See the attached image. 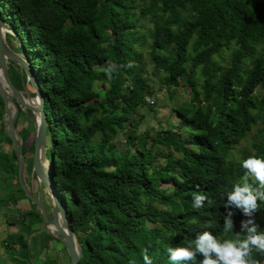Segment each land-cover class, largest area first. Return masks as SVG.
<instances>
[{"label":"trees","instance_id":"obj_1","mask_svg":"<svg viewBox=\"0 0 264 264\" xmlns=\"http://www.w3.org/2000/svg\"><path fill=\"white\" fill-rule=\"evenodd\" d=\"M0 17L15 34L17 46L8 39L9 46L30 61L45 97L52 179L84 253L79 264H144L145 251L153 264H171L168 249L204 231L221 240L244 237L248 217L237 208L233 232L224 231V203L245 174L243 161L264 159V0H0ZM140 27L148 28L162 86L191 89L189 102L174 108L179 125L157 134L138 135L132 121L139 108L152 109L147 98L154 95L134 48ZM109 62L118 66L112 79L104 71ZM15 68L14 86L32 87ZM3 116L0 96V145L12 147ZM22 116L29 118L20 111L16 128ZM18 134L26 157L27 131ZM120 134L128 153L115 143ZM30 147L34 152V140ZM26 165L32 170L33 157ZM0 176L9 202L15 189L26 197L13 150L0 149ZM195 193L213 204L193 208ZM258 203L254 219L264 231V201ZM20 214L14 237L26 246L23 231L43 220L40 211ZM252 256L264 264V254ZM203 258L197 254L195 264Z\"/></svg>","mask_w":264,"mask_h":264},{"label":"rangeland","instance_id":"obj_2","mask_svg":"<svg viewBox=\"0 0 264 264\" xmlns=\"http://www.w3.org/2000/svg\"><path fill=\"white\" fill-rule=\"evenodd\" d=\"M136 17L139 19V14H137ZM139 25L146 26L147 24L144 20H140ZM6 29L9 30L6 33V40L8 41L9 39L14 46H17V43L14 40V31L8 27H6ZM7 34L9 36H7ZM138 37H141L143 40L140 38V40L136 42L134 48L139 52L138 57L142 60L147 70L145 76L150 77L149 84L154 89V95L149 96L147 101L150 104L152 103V100L155 102L152 104V109L139 108L138 113L133 115L132 121L135 124L136 132L138 135H144L145 131H151L153 134H157L164 130H173L177 125H179V120L177 119V115L174 113V108L189 102L191 89L183 85L185 84L184 82H182V86L179 88H173L171 91L162 86L163 77L159 73L155 72V67L149 57L151 50V39L148 34V28L143 29L140 27L138 29ZM229 59L230 54L226 56V60ZM15 67V63H9V68H12V70L15 71ZM99 86L100 84H98V87ZM26 90L30 93V96L35 97L31 95V92H34L33 87H27ZM259 92L262 97H264V89L259 90ZM23 113L27 117H29L28 114H31L29 111ZM141 115L144 116V119L140 121ZM1 119L4 121V116ZM126 126H128V124ZM22 129H26L27 131L26 146L28 147L29 152L26 156V160H30V158L33 157V152L30 146L35 138V125L30 117L28 119L24 118L23 116L20 118L17 131L19 132ZM115 143L118 145L120 153L124 154L130 151L129 147H127V140L122 134L117 137ZM249 145L250 140H246L243 144L246 151H249ZM12 147L8 144L0 145V149H3V151L6 150L10 154L13 150ZM50 147V141L48 140V156L50 154ZM240 157L241 156L237 158ZM25 172V181L27 186L29 188L31 187L32 190L41 198L42 202L47 208L48 214L51 216L52 203L47 191L36 179L33 178L32 170H30L27 165ZM2 177L3 176H0V199H3L5 200L4 202H7L6 196H8L9 191L3 180H1ZM20 196L22 197V200L20 199ZM13 197L16 199L15 202L16 204L18 203V206L21 204L19 209H32L39 211V209L36 208L37 206H35L31 200L24 197L18 189L13 191ZM0 205H3V203H0ZM4 208L5 207L0 206V264H70V257L64 249V244L59 239L52 236V234H50V232L45 230L43 227V231L40 232L36 231V228H34V232L30 234L27 231H23L22 235L24 237L26 246L21 245L19 243V239H16L14 237L15 235H13V229L16 225L20 230L21 225L18 222L22 220V215H19L16 213V211H14L16 210L15 207L9 211L5 210ZM261 218L264 220V215H262ZM11 220L13 223L16 222L15 224H11L13 225L12 231L9 230L8 222ZM17 233H19V231Z\"/></svg>","mask_w":264,"mask_h":264},{"label":"water","instance_id":"obj_3","mask_svg":"<svg viewBox=\"0 0 264 264\" xmlns=\"http://www.w3.org/2000/svg\"><path fill=\"white\" fill-rule=\"evenodd\" d=\"M5 31L7 33L9 30L6 29L4 20L0 17V96L4 101L5 133L11 140L14 153L18 159L19 184L26 197L38 207L44 229L64 244L70 257V264H79L84 253L76 234L69 225L66 206L60 200L52 179V162L47 154L48 122L45 113V97L34 75L30 61L25 55L12 50L6 40ZM10 62L17 64L26 73L27 80L34 89L35 97L30 96L26 89L21 91L14 86L9 74ZM27 99H38V106L30 105L26 102ZM20 111H29L32 116L28 115L35 125L32 176L45 188L51 199L52 219L41 198L27 186L25 181L26 157L23 151L24 142L16 128Z\"/></svg>","mask_w":264,"mask_h":264},{"label":"clouds","instance_id":"obj_4","mask_svg":"<svg viewBox=\"0 0 264 264\" xmlns=\"http://www.w3.org/2000/svg\"><path fill=\"white\" fill-rule=\"evenodd\" d=\"M117 65L109 62L104 69L109 79L117 70ZM131 67V64H129ZM242 167L246 170L241 182L233 186L226 194L224 207L227 215L224 218L223 228L225 232H233L234 224L231 219L233 212L231 208H237L248 217L241 221V232L246 233L240 238L236 233L235 239H218L210 231H204L185 247L169 248V259L171 264H195L197 254L203 255L200 264H259L252 256L253 251L264 254V231H258L259 225L254 219L255 212L259 209L258 201H264V159L255 156L244 160ZM253 178L250 183L249 179ZM207 201L211 206L213 201L202 193L193 195V208L200 209ZM206 227H214L210 221ZM144 264H153L152 258L147 252L143 254Z\"/></svg>","mask_w":264,"mask_h":264},{"label":"crops","instance_id":"obj_5","mask_svg":"<svg viewBox=\"0 0 264 264\" xmlns=\"http://www.w3.org/2000/svg\"><path fill=\"white\" fill-rule=\"evenodd\" d=\"M35 139V138H34ZM6 151V150H5ZM7 152V151H6ZM26 173V172H25ZM7 198V197H6ZM5 200H3V199H0V203H3V205H0V206H2V207H5L4 209L5 210H7V211H9V210H11L13 207H15V209L16 210H14V211H16V213L17 214H19V215H21L20 214V211H23V210H21V209H19L20 208V206H21V204H19L20 206H18V203L16 204V202H13L12 200H11V202H9V200L7 199V202H4ZM21 203V202H20ZM26 211H29V210H31L32 211V209H25ZM24 210V211H25ZM18 211V212H17ZM15 221V220H14ZM9 222V230L10 231H12V226L13 225H11V224H15V223H13V221L11 220V221H8ZM16 227V228H15ZM15 227H14V229H13V235H17L18 233V231H19V228L15 225ZM42 227L44 228V226H43V223L41 224V225H37L35 228H36V231H38V232H40V231H43V229H42ZM17 233V234H16Z\"/></svg>","mask_w":264,"mask_h":264},{"label":"bare ground","instance_id":"obj_6","mask_svg":"<svg viewBox=\"0 0 264 264\" xmlns=\"http://www.w3.org/2000/svg\"><path fill=\"white\" fill-rule=\"evenodd\" d=\"M6 34V31L4 32ZM26 102H28L30 105H33V106H38L39 104V100L38 99H35V100H26Z\"/></svg>","mask_w":264,"mask_h":264},{"label":"flooded vegetation","instance_id":"obj_7","mask_svg":"<svg viewBox=\"0 0 264 264\" xmlns=\"http://www.w3.org/2000/svg\"><path fill=\"white\" fill-rule=\"evenodd\" d=\"M31 188V187H30ZM32 189V188H31ZM52 207V206H51ZM51 213H52V215L50 216V218L52 219L53 218V209H52V211H51Z\"/></svg>","mask_w":264,"mask_h":264},{"label":"built area","instance_id":"obj_8","mask_svg":"<svg viewBox=\"0 0 264 264\" xmlns=\"http://www.w3.org/2000/svg\"><path fill=\"white\" fill-rule=\"evenodd\" d=\"M151 102H152L151 104H154V102H155V101H154V100H152Z\"/></svg>","mask_w":264,"mask_h":264}]
</instances>
